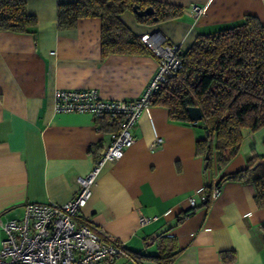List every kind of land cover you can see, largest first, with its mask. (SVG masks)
Here are the masks:
<instances>
[{"label":"crops","instance_id":"obj_1","mask_svg":"<svg viewBox=\"0 0 264 264\" xmlns=\"http://www.w3.org/2000/svg\"><path fill=\"white\" fill-rule=\"evenodd\" d=\"M156 1L183 7L182 17L144 25L128 11L121 20L137 36L159 34L182 52L198 36L239 25L247 15L264 24V0ZM74 2L27 0L26 13L36 18L32 31H0L3 222L22 220L28 203L74 199L78 179L92 171L111 140L92 115L57 113V90L94 89L105 100L134 101L158 71L152 54L104 58L101 18L59 28V5ZM195 5L204 9L202 16H195ZM132 135L136 141L123 158L102 166L77 219L124 245L129 257L114 264H159L156 258L163 255L162 264H264V209L255 202L253 184L227 182L208 207L199 202L193 211L190 205L223 176L246 169L253 155H264V127L245 129L239 154L224 167L214 156L211 170L196 154L204 129L171 121L164 107L147 108ZM160 138L163 143L152 148ZM143 216L156 219L142 226ZM5 238L0 225V248Z\"/></svg>","mask_w":264,"mask_h":264},{"label":"trees","instance_id":"obj_2","mask_svg":"<svg viewBox=\"0 0 264 264\" xmlns=\"http://www.w3.org/2000/svg\"><path fill=\"white\" fill-rule=\"evenodd\" d=\"M26 6L27 0H0V31H32L36 18L26 13ZM135 6L154 9V15L137 16V21L144 25L176 20L184 13L183 7L156 0H76L59 5V28L72 29L82 18L98 17L103 21L104 58L152 54L141 37L121 20ZM181 56L183 69L155 93L152 105L166 108L171 121L191 125L194 124L188 108H199L204 119L194 126L202 127L206 136L197 141L196 154L205 163L206 155H210L207 170L213 168L214 156L218 166L224 167L239 154L243 131L257 132L264 127V24L247 15L239 25L198 36ZM97 121L104 132L118 130L105 120ZM227 182L253 184L255 202L264 209V155H253L246 169L223 176L216 186ZM213 188L214 185L203 190L208 199L202 206L208 207L214 201ZM183 218L179 217V221ZM163 256L156 258L159 264L163 263Z\"/></svg>","mask_w":264,"mask_h":264},{"label":"built area","instance_id":"obj_3","mask_svg":"<svg viewBox=\"0 0 264 264\" xmlns=\"http://www.w3.org/2000/svg\"><path fill=\"white\" fill-rule=\"evenodd\" d=\"M194 14L200 17L204 9L195 5ZM141 40L158 59V71L140 98L105 100L94 89L56 91L57 113L89 114L118 130L109 132L111 140L92 171L78 179L80 190L74 199L64 204L28 203L22 220H0L6 234L0 248V264H114L120 258L129 257L119 240L107 237L87 222L78 224L77 219L93 195L102 166L123 158L136 141L132 129L142 113L152 106L155 93L184 67L179 46L167 43L156 33L143 35ZM162 143L163 139H156L151 146L156 148ZM221 190L222 187L214 185L212 200L218 198ZM207 199L204 194L200 198L192 197L191 208ZM155 219L143 216L140 224L145 226Z\"/></svg>","mask_w":264,"mask_h":264},{"label":"water","instance_id":"obj_4","mask_svg":"<svg viewBox=\"0 0 264 264\" xmlns=\"http://www.w3.org/2000/svg\"><path fill=\"white\" fill-rule=\"evenodd\" d=\"M133 11L137 16H140V17L147 16V15H154V13H155L154 9L152 7H149L145 10H141L135 6ZM154 20L157 21L158 19L155 17ZM188 113H189V117H190L191 122L194 123L195 125L202 122L204 119V115H203L202 111L197 107L188 108ZM209 160H210V155L207 154L206 155V161L207 162L205 163V169L208 166Z\"/></svg>","mask_w":264,"mask_h":264}]
</instances>
